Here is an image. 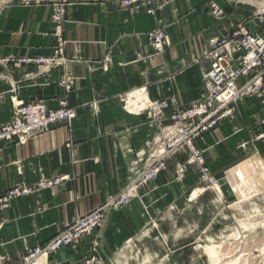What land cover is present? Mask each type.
<instances>
[{"label": "crops", "instance_id": "0c3cea01", "mask_svg": "<svg viewBox=\"0 0 264 264\" xmlns=\"http://www.w3.org/2000/svg\"><path fill=\"white\" fill-rule=\"evenodd\" d=\"M213 1L223 10L218 19L207 0H159L155 15L120 10L113 0L72 1L66 7L63 64L0 65V124L10 119L12 97L42 100L51 109L63 101L76 112L70 125L58 123L22 144L0 146V194L10 186H34L42 179L61 177L60 183L16 198L0 210V264H21L28 249L119 193L133 176L130 162L139 158L143 163L144 142L155 126L146 113L124 109L128 93L144 86L151 99L173 94L180 102L197 100L202 73L210 62L202 56L208 39L227 36L240 27L260 29L256 15L239 0ZM51 13L47 1L3 2L0 56H50ZM156 29L167 35L161 52L148 44V33ZM65 78L68 87L61 83ZM261 132L264 105L254 96H244L233 105L232 115L198 142L221 186L216 197H223L227 206L264 207L263 169L261 190L249 198L240 200L228 185L229 174L243 160L259 156L264 162V139L257 138ZM186 157L179 153L169 159L157 179L140 191V199L111 209L101 228L76 249L66 247L50 254L48 264H110L153 215L179 203L189 192L204 196L210 187L194 167L185 171L182 181L175 179L176 164Z\"/></svg>", "mask_w": 264, "mask_h": 264}, {"label": "built area", "instance_id": "2783aa9c", "mask_svg": "<svg viewBox=\"0 0 264 264\" xmlns=\"http://www.w3.org/2000/svg\"><path fill=\"white\" fill-rule=\"evenodd\" d=\"M20 1L24 4L45 1L52 4V54L46 57L0 56V65L6 68L11 64H63L66 61L64 23L67 5L72 1L101 0ZM113 2L120 10H142L150 15H155L159 4V0ZM207 2L211 14L216 19L220 18L223 10L213 0ZM256 17L260 24L258 31L240 27L227 36H212L208 39L209 47L202 52V56L210 62L208 69L202 73L203 87L197 100L180 102L173 94L162 99H151L144 86L132 90L123 98L125 110L136 114L146 113L150 125L155 126L152 137L144 142L147 156L143 163L139 158L130 162L129 171L133 172V176L119 193L85 214L76 216L41 245L28 249L21 264H48L50 254L61 248L76 249L81 240L102 226L106 213L111 209L120 208L129 200L139 198L143 187L154 182L166 169L168 160L179 153H185L187 157L176 164L177 181H182L185 171L192 166L202 181L211 187H217L218 179L211 174L204 158L205 149L198 142L204 134L215 130L223 118L232 115L233 105L240 98L254 96L264 105V10L256 12ZM167 43V35L162 29L148 33V44L156 52L163 51ZM61 83L68 87L70 81L65 78ZM132 92L139 93L140 98L130 96ZM130 97L136 102L129 105ZM10 112V119L0 124V146L12 142L22 144L28 138L47 131L58 123L70 125L76 117L75 109L63 101L58 108L51 109L42 100L24 102L16 97L11 98ZM257 138L264 139V132L259 133ZM60 181L61 177H52L42 179L34 186H10L0 194V210L9 208L16 198L50 188Z\"/></svg>", "mask_w": 264, "mask_h": 264}, {"label": "rangeland", "instance_id": "374dc122", "mask_svg": "<svg viewBox=\"0 0 264 264\" xmlns=\"http://www.w3.org/2000/svg\"><path fill=\"white\" fill-rule=\"evenodd\" d=\"M6 1L0 0V5ZM239 1L250 7L253 15L262 11L255 2L264 1ZM129 100L136 102L132 97ZM244 161L256 185L249 194L236 189L241 177L235 169ZM236 166L229 174L228 185L244 200L261 190L259 178L263 176L264 162L259 156H251ZM216 186H209L204 196L197 195L196 190L192 195L189 192L179 203L153 215L142 233L118 250L110 264H264V207L227 206L223 197H216L215 192L221 189L218 183ZM209 245L215 247L213 256L206 248Z\"/></svg>", "mask_w": 264, "mask_h": 264}, {"label": "bare ground", "instance_id": "6f19581e", "mask_svg": "<svg viewBox=\"0 0 264 264\" xmlns=\"http://www.w3.org/2000/svg\"><path fill=\"white\" fill-rule=\"evenodd\" d=\"M250 1V0H249ZM256 6H258L260 8V10L264 9V2H255ZM131 95L135 96V99H139L140 95L139 93L136 92H132ZM133 100V99H131ZM131 100L129 101V104H133L134 102H131ZM137 106V105H136ZM129 108L132 109V107L130 106ZM248 163V162H247ZM247 163L244 161L243 163H241L239 165V167H237L235 170H238L240 172V177H241V184L239 187H237L236 189L240 192V193H247L249 194L250 192H254V190H256V185L254 183L253 179V172L251 171L250 168H248ZM210 246V245H209ZM206 247L208 249V251L212 254H216L215 247L214 246H210V247Z\"/></svg>", "mask_w": 264, "mask_h": 264}]
</instances>
